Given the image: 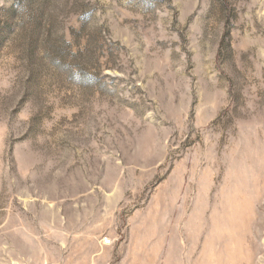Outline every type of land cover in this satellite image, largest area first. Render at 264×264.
I'll use <instances>...</instances> for the list:
<instances>
[{"label": "rangeland", "instance_id": "374dc122", "mask_svg": "<svg viewBox=\"0 0 264 264\" xmlns=\"http://www.w3.org/2000/svg\"><path fill=\"white\" fill-rule=\"evenodd\" d=\"M263 178L264 0H0V264L182 261Z\"/></svg>", "mask_w": 264, "mask_h": 264}, {"label": "bare ground", "instance_id": "6f19581e", "mask_svg": "<svg viewBox=\"0 0 264 264\" xmlns=\"http://www.w3.org/2000/svg\"><path fill=\"white\" fill-rule=\"evenodd\" d=\"M260 183L253 185L252 198L240 196L237 206L226 207L218 197L196 205L188 216L190 233L182 243L188 251L186 259H177L179 235L174 229L164 264H264V215L257 209L264 202V178ZM159 235L163 241L164 232Z\"/></svg>", "mask_w": 264, "mask_h": 264}, {"label": "built area", "instance_id": "2783aa9c", "mask_svg": "<svg viewBox=\"0 0 264 264\" xmlns=\"http://www.w3.org/2000/svg\"><path fill=\"white\" fill-rule=\"evenodd\" d=\"M104 247H109L110 245L113 244L112 238H105L104 241L102 242Z\"/></svg>", "mask_w": 264, "mask_h": 264}]
</instances>
